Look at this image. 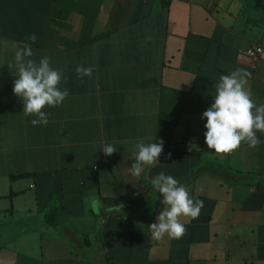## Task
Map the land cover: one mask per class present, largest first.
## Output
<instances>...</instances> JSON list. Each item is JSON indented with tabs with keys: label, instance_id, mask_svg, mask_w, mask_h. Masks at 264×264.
I'll list each match as a JSON object with an SVG mask.
<instances>
[{
	"label": "crops",
	"instance_id": "1",
	"mask_svg": "<svg viewBox=\"0 0 264 264\" xmlns=\"http://www.w3.org/2000/svg\"><path fill=\"white\" fill-rule=\"evenodd\" d=\"M25 42L67 77L60 87L70 95L44 109L46 125L34 126L13 93L8 65ZM254 44L264 45V8L246 12L241 0H0V264H264L256 178L200 173L181 183L204 207L183 218L179 239L151 235L162 210L154 187L138 208H119L124 216L105 217L101 201L204 161L264 175V133L255 147L217 154L202 119L220 76L238 68L264 103V56L247 53ZM80 64L91 78L77 76ZM141 138L163 139L164 151L135 177L128 168ZM106 144L117 151L105 155ZM48 206L58 208L57 226L46 223Z\"/></svg>",
	"mask_w": 264,
	"mask_h": 264
},
{
	"label": "clouds",
	"instance_id": "2",
	"mask_svg": "<svg viewBox=\"0 0 264 264\" xmlns=\"http://www.w3.org/2000/svg\"><path fill=\"white\" fill-rule=\"evenodd\" d=\"M151 39V37H148ZM35 43L37 36L26 37ZM34 52L30 43H23L15 52L14 62L8 67H15L13 93L23 102L25 116H33L31 123L35 125L48 123L47 107H56L70 95V90L61 88L67 83L64 70L54 68L49 56L38 61L33 58ZM79 78H91L93 68L80 64L75 69ZM250 73L244 69H235L229 74L221 75L216 83V95L211 105L202 114L206 118L205 143L217 154L229 155L238 150L242 144L255 147L262 141L257 133H264V103L257 104L248 87ZM157 140V139H156ZM155 140V141H156ZM133 153L134 162L128 172L139 177L145 165H155L164 151V141L145 143L138 140ZM107 156L117 151L112 144L102 146ZM171 153L166 159H171ZM154 189L160 194L162 210L156 222L150 224L151 235L160 239L165 235L179 239L187 233L183 218H198L204 202L193 197L190 190L175 177L160 172L151 181ZM95 208V204L93 205Z\"/></svg>",
	"mask_w": 264,
	"mask_h": 264
},
{
	"label": "trees",
	"instance_id": "3",
	"mask_svg": "<svg viewBox=\"0 0 264 264\" xmlns=\"http://www.w3.org/2000/svg\"><path fill=\"white\" fill-rule=\"evenodd\" d=\"M170 0H165V4H168ZM244 4L246 12H252L256 8H264L261 0H241ZM200 173H208L214 177L222 179L223 181L231 184H239L241 180H237L240 177H243V183L250 185V182L246 181L247 179L257 180L256 187H261L264 183V175H261L257 172H243L242 170L229 165L222 164L216 161H204L195 165L183 178H176L180 183H187L192 179L196 178ZM24 175V174H23ZM260 177V180L258 178ZM153 187L151 181L144 179H139L137 188L134 193H131L122 197H101L102 204L104 206V216L108 217L109 215L113 216H124L125 211L119 208L127 209H136L139 207L141 202L146 197L148 191ZM47 211L45 213V220L49 226L58 225V208L53 206L45 207ZM44 208V209H45ZM86 239V238H85ZM87 241V240H85Z\"/></svg>",
	"mask_w": 264,
	"mask_h": 264
},
{
	"label": "built area",
	"instance_id": "4",
	"mask_svg": "<svg viewBox=\"0 0 264 264\" xmlns=\"http://www.w3.org/2000/svg\"><path fill=\"white\" fill-rule=\"evenodd\" d=\"M247 53L253 57L264 56V45L254 44L248 49Z\"/></svg>",
	"mask_w": 264,
	"mask_h": 264
}]
</instances>
